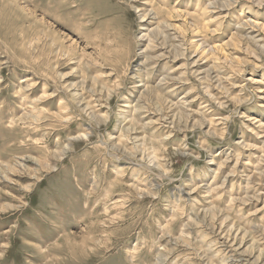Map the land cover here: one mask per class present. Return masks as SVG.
Returning <instances> with one entry per match:
<instances>
[{
  "label": "rangeland",
  "instance_id": "1",
  "mask_svg": "<svg viewBox=\"0 0 264 264\" xmlns=\"http://www.w3.org/2000/svg\"><path fill=\"white\" fill-rule=\"evenodd\" d=\"M0 264H264V0H0Z\"/></svg>",
  "mask_w": 264,
  "mask_h": 264
},
{
  "label": "bare ground",
  "instance_id": "2",
  "mask_svg": "<svg viewBox=\"0 0 264 264\" xmlns=\"http://www.w3.org/2000/svg\"><path fill=\"white\" fill-rule=\"evenodd\" d=\"M163 80H165V79H163ZM144 90H145V92H146V91L148 90V88H146V87H145V89H144Z\"/></svg>",
  "mask_w": 264,
  "mask_h": 264
}]
</instances>
